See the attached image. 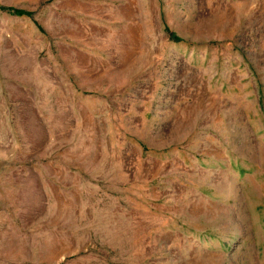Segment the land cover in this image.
<instances>
[{
  "label": "rangeland",
  "instance_id": "rangeland-1",
  "mask_svg": "<svg viewBox=\"0 0 264 264\" xmlns=\"http://www.w3.org/2000/svg\"><path fill=\"white\" fill-rule=\"evenodd\" d=\"M0 264H264V0H0Z\"/></svg>",
  "mask_w": 264,
  "mask_h": 264
},
{
  "label": "trees",
  "instance_id": "trees-1",
  "mask_svg": "<svg viewBox=\"0 0 264 264\" xmlns=\"http://www.w3.org/2000/svg\"><path fill=\"white\" fill-rule=\"evenodd\" d=\"M15 14L16 15H26V13L25 12H22V11H15Z\"/></svg>",
  "mask_w": 264,
  "mask_h": 264
}]
</instances>
